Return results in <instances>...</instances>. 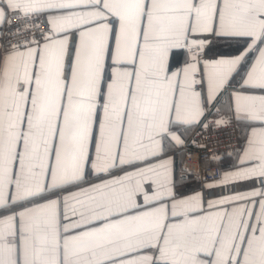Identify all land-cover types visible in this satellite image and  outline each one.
Wrapping results in <instances>:
<instances>
[{
	"label": "snow or ice",
	"instance_id": "6c2138e0",
	"mask_svg": "<svg viewBox=\"0 0 264 264\" xmlns=\"http://www.w3.org/2000/svg\"><path fill=\"white\" fill-rule=\"evenodd\" d=\"M0 264H264V0H0Z\"/></svg>",
	"mask_w": 264,
	"mask_h": 264
},
{
	"label": "built area",
	"instance_id": "2783aa9c",
	"mask_svg": "<svg viewBox=\"0 0 264 264\" xmlns=\"http://www.w3.org/2000/svg\"><path fill=\"white\" fill-rule=\"evenodd\" d=\"M13 23L18 21L13 20ZM43 31V29H41ZM238 130L232 127H216L212 120H209L207 130H202L199 126L195 127L189 137L187 153L185 155L184 168L187 172L196 173L205 161V157H211L213 153L224 154L229 150H235L238 146ZM195 142V143H193ZM208 175H218L215 168H210Z\"/></svg>",
	"mask_w": 264,
	"mask_h": 264
},
{
	"label": "crops",
	"instance_id": "0c3cea01",
	"mask_svg": "<svg viewBox=\"0 0 264 264\" xmlns=\"http://www.w3.org/2000/svg\"><path fill=\"white\" fill-rule=\"evenodd\" d=\"M192 130H193V129H192ZM192 130H191V131H192ZM191 131H190V133H191ZM190 133H189V135H190ZM189 135H188V137H189ZM188 137H187V138H188ZM177 160H178V167H179V157L177 158Z\"/></svg>",
	"mask_w": 264,
	"mask_h": 264
}]
</instances>
